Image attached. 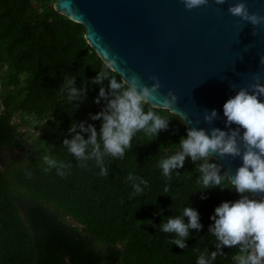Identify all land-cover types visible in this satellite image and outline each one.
Here are the masks:
<instances>
[{
  "label": "trees",
  "instance_id": "obj_1",
  "mask_svg": "<svg viewBox=\"0 0 264 264\" xmlns=\"http://www.w3.org/2000/svg\"><path fill=\"white\" fill-rule=\"evenodd\" d=\"M54 2L0 0V151L34 148L0 168V264H67L66 257L72 264H197L201 253L216 251V238L208 232L215 208L241 194L230 188L228 177L225 188L198 190L194 169L202 161L195 165L190 157L171 181L163 177L159 161L175 154L187 126L178 114L150 104L145 112L152 108L169 118L168 129L153 140L136 133L123 159L105 157L107 176L100 175L94 159L81 162L67 151L63 139H71L73 122L93 124L99 136L102 118L92 120L89 114L103 109L105 101L95 99L100 87L108 90L109 81L92 84L105 62L85 39V27L56 11ZM72 76L76 87L86 86L83 102L67 101L63 85ZM38 126L50 136H35ZM81 134L88 138L89 133ZM45 156L57 167L60 162L72 167L64 169V177L55 168L46 172ZM129 173L147 180L142 194L132 195ZM184 207L197 210L203 227L190 229L188 247L181 249L171 243L174 234L153 225L182 214ZM222 250L226 255L212 264H236L238 247Z\"/></svg>",
  "mask_w": 264,
  "mask_h": 264
},
{
  "label": "clouds",
  "instance_id": "obj_2",
  "mask_svg": "<svg viewBox=\"0 0 264 264\" xmlns=\"http://www.w3.org/2000/svg\"><path fill=\"white\" fill-rule=\"evenodd\" d=\"M187 10L198 7H207L209 0H182ZM227 0H214L216 5H224ZM228 13L239 17L245 23L253 26L252 34L256 35V26H264V15L258 12H250L244 0H238L235 4H229ZM105 64L99 70L97 76L92 79V84L100 85L107 79L108 90L100 87L95 103L99 104L101 99L105 101L103 109L96 114H89L92 120L102 118V125L98 136L96 127L93 124L85 125L84 122L77 124L73 122L68 131L72 133L71 139L64 138L63 145L67 151L77 158L78 161H95L100 168V175L107 176L105 168V157L123 159L125 151L132 148L133 137L136 133L143 131L150 140L157 137L160 131H166L169 126V118L158 115L152 108L147 112L144 106L153 104L163 111H170L173 115L179 114L184 121V115L174 109L178 97L174 91L168 90L166 95L161 96L160 80L155 75L148 78L153 81L149 86L144 83L140 76L132 74L128 76L119 67V58L111 54H105ZM260 66H264V55L260 56ZM118 74L120 79H117ZM254 83L247 87L239 88L235 96L229 98L223 105V113L226 117L225 125L227 131L213 127L206 132L203 128L190 127L187 129V136H181L179 149L175 154L159 161L162 176L168 181L172 179V173L183 168L186 157H190L194 169L199 173L196 183L201 185L198 190H206L213 187L223 186L225 177L230 178L231 187L241 194L240 199L235 202L225 201L215 208L214 214L210 217L214 223L209 225L208 232L215 236L217 243L216 251L210 256L201 253L197 264H212L217 256L226 255L223 248L238 247L239 254L234 257L236 264H264V102L259 97L264 96V83H261L259 73L253 74ZM63 87L67 91V101L83 102L86 97V86L76 87L75 76L66 78ZM158 101V103H153ZM79 107V105H75ZM218 113L213 109L210 113L205 111L204 122L211 124L218 119ZM199 123V121H197ZM187 124V122H186ZM232 125H236L232 128ZM77 128L80 131H77ZM241 129L243 132L241 134ZM81 133H89L85 139ZM99 137V141H98ZM101 142L103 150L101 148ZM241 143L243 148H241ZM91 147V151L86 150ZM231 156L233 159L242 157V165L237 168L233 175L225 171L221 175L220 163H210L215 156ZM47 168L50 171L56 169L58 176L64 177L65 168L70 169L72 165L59 163L50 156L44 157ZM84 167V163L79 164ZM177 175L180 173L175 171ZM28 178L30 172H26ZM127 180L132 183L134 189L132 195L142 194L144 187L148 185L146 179L129 173ZM169 191L166 185L164 193ZM201 199H206L202 195ZM188 217L185 223L183 217ZM158 227L159 231L174 234L171 243L181 249L187 248L185 241L189 238L190 229L200 230L203 225L197 210L192 207H184L182 214L175 217H167V221Z\"/></svg>",
  "mask_w": 264,
  "mask_h": 264
},
{
  "label": "water",
  "instance_id": "obj_3",
  "mask_svg": "<svg viewBox=\"0 0 264 264\" xmlns=\"http://www.w3.org/2000/svg\"><path fill=\"white\" fill-rule=\"evenodd\" d=\"M237 2L216 5L209 0L207 7L187 10L182 0H55L54 9L85 27V39L104 62L106 53L118 57L122 71L149 86L153 81L148 77L157 76L161 96L168 90L177 95L173 107L184 115L187 129L207 132L213 127L228 130L223 105L239 88L254 83V73L264 83L259 64L264 26H256L253 35L250 23L230 15L228 5ZM244 2L250 12L264 15V0ZM259 99L264 102V96ZM213 109L219 118L204 122L205 111ZM214 158L229 175L243 163L242 157ZM66 261L72 264L69 257Z\"/></svg>",
  "mask_w": 264,
  "mask_h": 264
},
{
  "label": "rangeland",
  "instance_id": "obj_4",
  "mask_svg": "<svg viewBox=\"0 0 264 264\" xmlns=\"http://www.w3.org/2000/svg\"><path fill=\"white\" fill-rule=\"evenodd\" d=\"M34 12H38L39 8L37 7L36 2ZM35 136H41L42 134H48L50 136V131H47L43 126H38L37 128H34L32 130ZM34 152V148L26 149V150H2L0 151V168H5V166L8 164L9 161L15 160V159H23L24 155H29ZM72 223H76L72 219H68Z\"/></svg>",
  "mask_w": 264,
  "mask_h": 264
}]
</instances>
